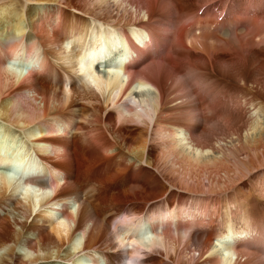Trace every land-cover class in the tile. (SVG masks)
Returning <instances> with one entry per match:
<instances>
[{
  "label": "bare ground",
  "instance_id": "obj_1",
  "mask_svg": "<svg viewBox=\"0 0 264 264\" xmlns=\"http://www.w3.org/2000/svg\"><path fill=\"white\" fill-rule=\"evenodd\" d=\"M12 3L0 264H264V0Z\"/></svg>",
  "mask_w": 264,
  "mask_h": 264
},
{
  "label": "rangeland",
  "instance_id": "obj_2",
  "mask_svg": "<svg viewBox=\"0 0 264 264\" xmlns=\"http://www.w3.org/2000/svg\"><path fill=\"white\" fill-rule=\"evenodd\" d=\"M11 3V2H10ZM15 7H17L18 9H19V6H20V4L22 5V3H21V0H16V5H15V3H12ZM7 5H9V4H7ZM5 6H6V4H5ZM105 38L106 39H109L113 44H115V43H117V41H118V38L116 37V35H115V33L114 32H110L108 35H106L105 36ZM118 55H121V54H115V62H118L116 59H117V57H118ZM123 57V56H122ZM116 65V64H115ZM115 65H111L112 67L113 66H115ZM105 67V66H104ZM114 69H116V67L114 68ZM103 78H105V77H103ZM123 85L121 86V88H120V90L121 89H123ZM132 88V87H131ZM131 88L127 91V93H129L130 92V90H131ZM94 89V88H93ZM154 99H153V101H152V103H151V106H153L154 104ZM148 106H150V105H147L146 107H148ZM119 113H120V111H119ZM1 136H3V134L2 133H0V146H3V148H5V146H6V151L5 152H7V151H9L8 153L10 154V153H12V154H16L18 151V153H20V155H24V154H26V152L28 151V147L24 144L23 145V143H21V138L20 137H17L16 139H14V140H11L10 138H3V139H1L2 137ZM3 140V141H2ZM5 140V141H4ZM8 148V149H7ZM23 149V150H22ZM12 151V152H11ZM20 158V157H19ZM36 158H37V156H36ZM38 159V158H37ZM52 186V185H51ZM54 188V187H53ZM228 249H229V251H231V248H229L228 247ZM19 253V252H18ZM20 255H21V253H19Z\"/></svg>",
  "mask_w": 264,
  "mask_h": 264
},
{
  "label": "water",
  "instance_id": "obj_3",
  "mask_svg": "<svg viewBox=\"0 0 264 264\" xmlns=\"http://www.w3.org/2000/svg\"><path fill=\"white\" fill-rule=\"evenodd\" d=\"M8 169L13 172V175L17 174L20 171V168H14L13 166H10ZM27 172L28 171H25L24 173H27Z\"/></svg>",
  "mask_w": 264,
  "mask_h": 264
}]
</instances>
